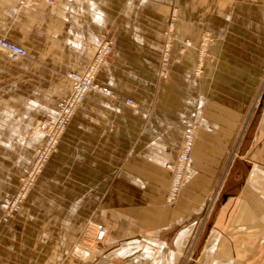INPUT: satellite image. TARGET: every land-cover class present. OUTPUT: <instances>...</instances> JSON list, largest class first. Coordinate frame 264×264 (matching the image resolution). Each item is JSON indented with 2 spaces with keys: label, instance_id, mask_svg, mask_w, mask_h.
Instances as JSON below:
<instances>
[{
  "label": "crops",
  "instance_id": "0c3cea01",
  "mask_svg": "<svg viewBox=\"0 0 264 264\" xmlns=\"http://www.w3.org/2000/svg\"><path fill=\"white\" fill-rule=\"evenodd\" d=\"M18 3L0 0V36L27 49L17 61L0 50V199L45 141L30 126L56 114L71 92L67 74L83 72L106 39L113 52L98 81L116 96L90 92L23 212L4 224L0 208V264H183L204 213L197 191L264 88V0ZM251 121L194 264H264V95ZM194 124L185 189L167 203L166 166ZM94 223L107 236L87 250L77 241L95 235Z\"/></svg>",
  "mask_w": 264,
  "mask_h": 264
},
{
  "label": "built area",
  "instance_id": "2783aa9c",
  "mask_svg": "<svg viewBox=\"0 0 264 264\" xmlns=\"http://www.w3.org/2000/svg\"><path fill=\"white\" fill-rule=\"evenodd\" d=\"M55 2L56 0H19L18 8L20 10L34 11L37 10L41 4H54ZM209 38H206L204 44ZM169 45L170 41L167 43L165 49L163 57L164 64L168 63ZM113 46V40H104L97 48L91 62L83 72L71 71L67 74L72 83L71 92L57 103L56 114L54 116L48 117L44 122L38 124L39 128L43 129L45 132L44 144L38 149L32 170L28 176L23 179L20 191L16 195L7 197L1 202L0 206L4 212L2 220L7 222L21 209L27 191L30 186L33 185L36 177L40 174L51 155L57 149L60 137L77 114L79 107L85 101L88 94L92 91H96L110 97L116 96L112 88L98 81V74L108 56L112 53ZM0 50L7 54L13 61L27 56V49L24 46L2 36H0ZM205 52L206 48L200 49L199 70L202 68L206 56ZM127 103L130 105L134 104L131 98L127 99ZM197 132L198 126L196 124L185 127L181 150L176 160L168 163L166 166L170 172V187L167 194V200L169 202L176 200L182 190L185 170L188 164L193 160ZM94 226L96 228L95 241L100 243L107 236V226L102 224H94Z\"/></svg>",
  "mask_w": 264,
  "mask_h": 264
},
{
  "label": "rangeland",
  "instance_id": "374dc122",
  "mask_svg": "<svg viewBox=\"0 0 264 264\" xmlns=\"http://www.w3.org/2000/svg\"><path fill=\"white\" fill-rule=\"evenodd\" d=\"M56 2H57V0H56ZM34 11H36V10H34ZM206 38H209V40L205 43L206 44V46H205L204 42L206 41ZM212 41H213L212 36L210 34L206 33V34H204V36L202 38V41L200 43V49L206 48V52L205 53H206V57L207 58L209 57V46L212 43ZM111 54L108 56V58L111 56ZM263 95H264V88H262V89H260L258 91L257 95L255 96V98H254V100H253V102H252V104H251V106L249 108V111L246 113L244 119L240 122L237 131L229 139L228 146L225 149V152L222 154V157L219 159V162H218L217 167L215 169V176H214V178H213V180L211 182V185H208L206 188H199L200 190L197 191V193H199L200 195L203 196V202L205 204V205H203L204 206V213H203V215L200 218V221H199V224H198V227H197V231H196V235H195V238H194V240L192 242V245L190 246V249L185 253L183 264H194L196 261H198L199 254L201 252L202 243L205 240V237L207 236V233L209 231L210 225L213 222V220L215 218V215L217 213L218 206H219L220 202L222 201V196H223V193H224L225 188H226L228 176H229L232 168L234 167V164L236 163L237 159H239V157H240V152L242 151V145L244 143V138L246 137V134L248 133V131L250 130V127H251L252 115L255 113L259 103H261ZM48 117H51V116H45L41 120L35 121L30 126L31 127V131L41 132L42 134L45 135L44 130L40 129L38 124H40L41 122H44L46 120V118H48ZM64 132H63V134H64ZM61 137H60V139H61ZM59 142H60V140H59ZM199 142H200V137H199V128H198L196 148H197V145L199 144ZM58 145H59V143H58ZM57 148H58V146H57ZM196 148H195V150H196ZM195 150H194V153H195ZM37 152H38V150H37ZM37 152H36V156H35L32 164L29 167V169L27 170V172L20 176L19 181L17 183V188H16L15 193L12 194V195L4 196V198L0 199V204L5 198L13 196V195H16L20 191L23 179L26 178L28 176V174L30 173V171L32 170V167H33L34 162H35L36 157H37ZM194 153H193V158H194ZM48 162H49V160H48ZM48 162L46 163L45 167L40 172V174H38V176L36 177V180L34 181L33 185L30 186L29 190L27 191L26 197H25V199L22 202L21 209L18 212H16V214L12 218H10L7 222L2 220V217H3V215H2V217H1L2 223H4V224L9 223L13 218H15L16 216H18L19 214H21L23 212L24 204L30 198V196L32 195L34 189L37 186V183H38V180H39L40 176L43 174L44 170L46 169V167L48 165ZM185 172H186V170H185ZM169 187H170V185H169ZM184 189H185V177L183 179L182 190H181L179 196L177 197V199L172 201V202H169L167 200V196H168L167 195L166 196V202L167 203L176 202L179 199V197H180V195H181V193L183 192ZM168 191H169V188H168ZM0 208H1V206H0ZM1 210H2V208H1ZM3 214H4V212H3ZM94 224H92V225L94 226ZM95 232H96V228H95ZM0 241H1V238H0ZM77 244H79V245L83 244V246L87 250L88 249L94 250V248H98L101 245V242L97 243L95 241V235L94 234L93 235L90 234V236L88 238V241L87 240H83L82 237H81L77 241ZM0 246H1V244H0Z\"/></svg>",
  "mask_w": 264,
  "mask_h": 264
}]
</instances>
